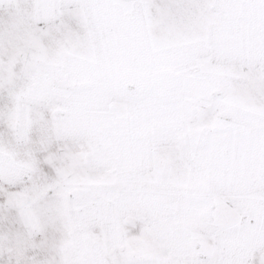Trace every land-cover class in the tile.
Segmentation results:
<instances>
[{"label":"snow or ice","instance_id":"obj_1","mask_svg":"<svg viewBox=\"0 0 264 264\" xmlns=\"http://www.w3.org/2000/svg\"><path fill=\"white\" fill-rule=\"evenodd\" d=\"M0 264H264V0H0Z\"/></svg>","mask_w":264,"mask_h":264}]
</instances>
